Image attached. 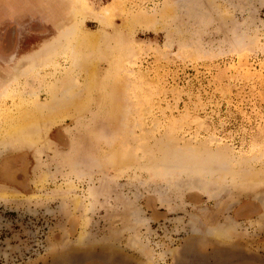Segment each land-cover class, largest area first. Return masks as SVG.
Masks as SVG:
<instances>
[{
	"label": "rangeland",
	"instance_id": "obj_1",
	"mask_svg": "<svg viewBox=\"0 0 264 264\" xmlns=\"http://www.w3.org/2000/svg\"><path fill=\"white\" fill-rule=\"evenodd\" d=\"M83 251L264 260V0H0V264Z\"/></svg>",
	"mask_w": 264,
	"mask_h": 264
},
{
	"label": "water",
	"instance_id": "obj_2",
	"mask_svg": "<svg viewBox=\"0 0 264 264\" xmlns=\"http://www.w3.org/2000/svg\"><path fill=\"white\" fill-rule=\"evenodd\" d=\"M245 258H249L252 261L256 262L257 264H264V260L258 258L254 254H248L244 255ZM91 261H98L102 264H136L131 259L115 254L110 253L106 251H83L82 253H78L75 255H72L67 258L60 259L59 261H54L53 264H86L87 262ZM173 264H210L205 262L202 258L195 256L193 254H190L186 251H182L179 253L173 261ZM232 264V262L227 263Z\"/></svg>",
	"mask_w": 264,
	"mask_h": 264
},
{
	"label": "bare ground",
	"instance_id": "obj_3",
	"mask_svg": "<svg viewBox=\"0 0 264 264\" xmlns=\"http://www.w3.org/2000/svg\"><path fill=\"white\" fill-rule=\"evenodd\" d=\"M71 51H72V50H71ZM72 55H73V54H72ZM61 83H62V81L59 80V84H61ZM72 87H75V86L72 85ZM3 89H4V88H3ZM60 90H61V88H60ZM54 93H55V91H54ZM1 94H2V93H1ZM52 95H53V93H52ZM75 105H76V104H75ZM59 108H60V107H59ZM56 109H57V106H56ZM59 110H60V109H58V112H60ZM68 110H69V109H68ZM63 112H65V110H64ZM55 113L57 114V112H55ZM55 113H54V114H55ZM60 114H62V113L60 112ZM30 122H31V121H30ZM19 130H21V128H19V127H17V128H13V129H12L13 132H16V131H19ZM84 215H85V213H84ZM84 217H85V216H84ZM83 220H84V219H83ZM83 220H82V222H83ZM84 223H85V221L83 222V224H84ZM82 226H83V225H82ZM82 226H81V227H82ZM84 226H85V224H84ZM79 227H80V226H79ZM84 230H85V229H84ZM82 231H83V230H82ZM79 236H80V235H79ZM81 237L84 238L83 236H81ZM81 237L79 238V240L82 239ZM66 258H67V257H66Z\"/></svg>",
	"mask_w": 264,
	"mask_h": 264
}]
</instances>
